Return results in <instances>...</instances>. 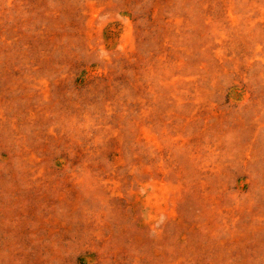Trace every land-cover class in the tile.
I'll list each match as a JSON object with an SVG mask.
<instances>
[{
    "label": "rangeland",
    "instance_id": "obj_1",
    "mask_svg": "<svg viewBox=\"0 0 264 264\" xmlns=\"http://www.w3.org/2000/svg\"><path fill=\"white\" fill-rule=\"evenodd\" d=\"M0 264H264V0H0Z\"/></svg>",
    "mask_w": 264,
    "mask_h": 264
}]
</instances>
